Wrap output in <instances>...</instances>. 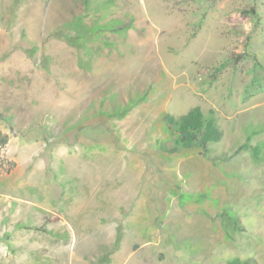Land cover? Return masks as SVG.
Here are the masks:
<instances>
[{"label": "rangeland", "instance_id": "obj_1", "mask_svg": "<svg viewBox=\"0 0 264 264\" xmlns=\"http://www.w3.org/2000/svg\"><path fill=\"white\" fill-rule=\"evenodd\" d=\"M0 114V264H264V0H0Z\"/></svg>", "mask_w": 264, "mask_h": 264}, {"label": "trees", "instance_id": "obj_2", "mask_svg": "<svg viewBox=\"0 0 264 264\" xmlns=\"http://www.w3.org/2000/svg\"><path fill=\"white\" fill-rule=\"evenodd\" d=\"M164 121L171 132L172 143L170 146L163 143L161 148L168 152L197 147L203 155H207L209 144L219 141L222 136V131L217 126L214 117L205 115L199 106H193L180 115L166 113ZM6 141L7 137L0 133V145H4ZM222 216L225 225L230 226L232 230L237 232L244 230V226L238 217L226 212ZM229 264H259V262L251 256L244 260L234 258Z\"/></svg>", "mask_w": 264, "mask_h": 264}]
</instances>
